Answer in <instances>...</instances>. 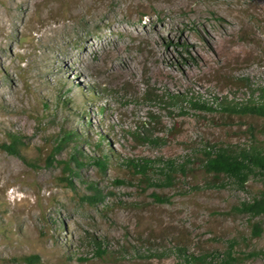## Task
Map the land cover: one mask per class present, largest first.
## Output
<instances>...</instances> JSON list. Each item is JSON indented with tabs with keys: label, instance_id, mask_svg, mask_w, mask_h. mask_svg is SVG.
Instances as JSON below:
<instances>
[{
	"label": "rangeland",
	"instance_id": "1",
	"mask_svg": "<svg viewBox=\"0 0 264 264\" xmlns=\"http://www.w3.org/2000/svg\"><path fill=\"white\" fill-rule=\"evenodd\" d=\"M262 92L264 0H0V264H264V178L203 167Z\"/></svg>",
	"mask_w": 264,
	"mask_h": 264
},
{
	"label": "trees",
	"instance_id": "2",
	"mask_svg": "<svg viewBox=\"0 0 264 264\" xmlns=\"http://www.w3.org/2000/svg\"><path fill=\"white\" fill-rule=\"evenodd\" d=\"M221 108L225 112L237 113L243 115H255L264 118V92H262L259 100H250L246 104H239L236 102H225L221 103ZM74 135L70 133L64 138L65 141L71 139ZM11 144L7 149L16 154L19 146V140L16 136H13ZM206 157L203 163V167L207 174L213 175L214 177L223 176L224 178L236 183L239 187H243L252 177L264 178V145L253 144L243 148H231L225 146L211 147L205 151ZM75 162L81 165L79 159L74 157ZM104 159L97 160L96 164L106 169L107 164ZM134 165L135 168L139 169L142 173H146L151 167L149 164H135L133 161L129 162V166ZM163 175L166 176L168 184L173 180V174L179 170H183V167H177L174 163H169L167 167L162 169ZM240 211L249 213L253 216L263 215L264 216V195L260 199H255L251 203H243ZM233 246V245H232ZM104 250L97 249V254L103 256ZM264 255V254H263ZM214 256V255H213ZM207 256H185V260L189 263H204L207 261ZM224 264H233L236 258L232 251L224 253Z\"/></svg>",
	"mask_w": 264,
	"mask_h": 264
},
{
	"label": "bare ground",
	"instance_id": "3",
	"mask_svg": "<svg viewBox=\"0 0 264 264\" xmlns=\"http://www.w3.org/2000/svg\"><path fill=\"white\" fill-rule=\"evenodd\" d=\"M206 60H207V58H206V57L202 58V61H206Z\"/></svg>",
	"mask_w": 264,
	"mask_h": 264
}]
</instances>
